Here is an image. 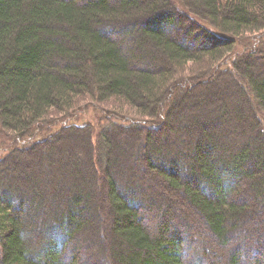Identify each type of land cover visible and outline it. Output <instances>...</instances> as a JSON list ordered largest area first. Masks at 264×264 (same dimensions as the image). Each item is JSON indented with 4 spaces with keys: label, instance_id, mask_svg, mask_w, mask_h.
Masks as SVG:
<instances>
[{
    "label": "trees",
    "instance_id": "trees-1",
    "mask_svg": "<svg viewBox=\"0 0 264 264\" xmlns=\"http://www.w3.org/2000/svg\"><path fill=\"white\" fill-rule=\"evenodd\" d=\"M179 2L0 0V264H264V0Z\"/></svg>",
    "mask_w": 264,
    "mask_h": 264
},
{
    "label": "rangeland",
    "instance_id": "rangeland-1",
    "mask_svg": "<svg viewBox=\"0 0 264 264\" xmlns=\"http://www.w3.org/2000/svg\"><path fill=\"white\" fill-rule=\"evenodd\" d=\"M181 3V0L180 2ZM247 36V37H246ZM245 38H248V35H246ZM253 38V37H252ZM251 38V39H252ZM238 42V41H237ZM253 42L252 44H248V46H244L246 44V41L243 40V42L238 45L233 52L227 53V58L226 61H230L232 58H235L236 54L240 53L242 54L244 51L247 52L249 49H256L260 45L261 42L264 44V31L261 33H258L254 35V38L250 41ZM236 52V53H235ZM225 61V60H224ZM225 62H222L224 64ZM190 65V77L194 80H197V76L199 79L205 78L206 74L209 73V67L206 65H200V64H189ZM208 68V69H206ZM192 70V71H191ZM208 70V71H207ZM198 79V80H199ZM79 104L75 105L74 110L72 113L66 117H63L62 112H59V110L55 111L54 114L49 116V118H52V124L54 126L61 127L65 126L67 124H77V125H86V124H94V127H98L101 123H105V121L111 120V121H134V118L136 117L134 115H127L129 113L133 114V112L127 113V108H125L123 111H120V105L119 103L115 104V107H113L114 103H99V102H94V100H83V101H78ZM77 102V103H78ZM254 108V107H253ZM62 111V110H60ZM69 112V111H68ZM122 112L123 116L120 114ZM65 116V115H64ZM137 120L139 118L137 117ZM45 127V126H44ZM44 135V132L41 130H38L37 138H42ZM3 152V149L0 147V153Z\"/></svg>",
    "mask_w": 264,
    "mask_h": 264
}]
</instances>
